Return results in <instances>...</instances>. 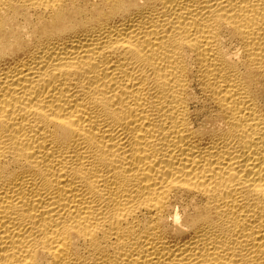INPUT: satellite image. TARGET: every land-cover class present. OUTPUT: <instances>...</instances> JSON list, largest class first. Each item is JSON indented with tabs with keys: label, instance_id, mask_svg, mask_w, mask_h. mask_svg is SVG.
Returning <instances> with one entry per match:
<instances>
[{
	"label": "bare ground",
	"instance_id": "bare-ground-1",
	"mask_svg": "<svg viewBox=\"0 0 264 264\" xmlns=\"http://www.w3.org/2000/svg\"><path fill=\"white\" fill-rule=\"evenodd\" d=\"M0 264H264V0H0Z\"/></svg>",
	"mask_w": 264,
	"mask_h": 264
}]
</instances>
